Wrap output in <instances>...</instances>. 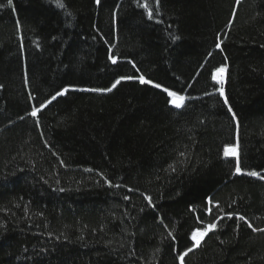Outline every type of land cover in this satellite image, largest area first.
<instances>
[{"label":"trees","instance_id":"trees-1","mask_svg":"<svg viewBox=\"0 0 264 264\" xmlns=\"http://www.w3.org/2000/svg\"><path fill=\"white\" fill-rule=\"evenodd\" d=\"M62 2L0 0V264H179L225 213L264 228V0ZM140 75L184 106L83 91ZM185 264H264V232L225 216Z\"/></svg>","mask_w":264,"mask_h":264},{"label":"snow or ice","instance_id":"snow-or-ice-1","mask_svg":"<svg viewBox=\"0 0 264 264\" xmlns=\"http://www.w3.org/2000/svg\"><path fill=\"white\" fill-rule=\"evenodd\" d=\"M237 4L240 3V0H236ZM9 5H11L12 0H8ZM96 3L99 4L100 0H96ZM137 3L140 7L147 9V16L148 19H153V10L152 8L149 6L148 3H143V4H139V0H137ZM156 5L157 7L159 6V0H156ZM57 6L60 8H64L65 5L62 2V0H57ZM217 47L219 48L220 45L217 44ZM110 59H112V63L115 64L117 63V59L114 57H110ZM133 67L135 68V64H133ZM226 70V66L223 67H219L215 70L212 79L215 80L217 83L223 85L224 83V73ZM133 79H137L139 81L140 84L144 85V84H148L151 85L152 87H155L157 89H161L163 92L167 93V96L170 98L168 103L170 105H172L173 107H175L176 109H180L184 106L185 103V97L183 95H179L177 92L175 91H170L168 88L163 87L161 84L159 83H154L153 81L146 79L143 75H140L138 77H133V76H122L118 79L115 80V82L111 85L110 88H106V89H83V91H94V92H111L113 89H115L118 85L121 84L122 81L125 80H133ZM70 90L69 87H65L64 89H62L61 91L57 92L56 95L52 96L50 100H48L46 103H42L39 107H33L30 115L32 117H37V114L39 112H41L45 107H47L48 104H51L52 101H54L57 96H63L65 95L68 91ZM220 95L224 96V90L223 87H221L220 89ZM32 98V97H30ZM225 104L228 103L227 98H225ZM229 112H232V109L229 107L228 109ZM23 117H21L22 119ZM233 119H235V114L233 113ZM37 124H39V120H37ZM181 155H183V153H181ZM224 156L225 157H234L236 158V167H235V173L237 174H244L242 173V169L240 167V163H239V157H238V152H237V148L235 146H225L224 148ZM172 171H175V168L173 166H169ZM88 171H91L90 169ZM249 176H260V173L256 172V171H251V172H247L246 173ZM261 179H264V176H260ZM109 184H111L110 181H108ZM117 187H119V185H117ZM131 191V189H129ZM61 191H63V189H61ZM125 199H128V197H125ZM145 199L148 201L149 205H152V199L150 196H145ZM209 207L205 209V211L211 215L212 214V209L213 207L219 209L220 205L217 202H214L211 198L208 199L207 201ZM221 211H223L222 209H220ZM233 215L236 216V219L239 221H243L247 227L251 228L253 232H264V228H255L252 226L251 223H248L246 218L243 215H239V214H235V213H225L224 216H219L217 217L216 220H214L212 223H208L206 224V226L203 229H195L193 230V232L191 233V237L190 239L194 242L193 247L187 248L184 252H182L181 254H179L178 256V260H179V264H185V257L189 255V253L193 252L196 248L201 246L202 241H204L205 237L208 236V234L210 232H214L217 230V225L219 223V221L223 220L225 218V216L227 217V219L231 220L233 218ZM197 219H199L197 217ZM201 223H203L202 221H200ZM161 223H163V221L161 220ZM165 227H167V225H165ZM239 227V225H237V228ZM169 236H173L172 232L168 233ZM173 239H175V237L173 236Z\"/></svg>","mask_w":264,"mask_h":264},{"label":"rangeland","instance_id":"rangeland-1","mask_svg":"<svg viewBox=\"0 0 264 264\" xmlns=\"http://www.w3.org/2000/svg\"><path fill=\"white\" fill-rule=\"evenodd\" d=\"M216 82V81H215ZM217 83V82H216ZM218 85H221V84H219V83H217Z\"/></svg>","mask_w":264,"mask_h":264}]
</instances>
